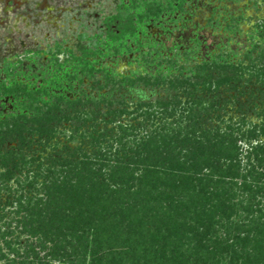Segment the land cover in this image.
<instances>
[{"label":"trees","instance_id":"1","mask_svg":"<svg viewBox=\"0 0 264 264\" xmlns=\"http://www.w3.org/2000/svg\"><path fill=\"white\" fill-rule=\"evenodd\" d=\"M187 2L120 0L75 48L4 61L0 264H264V19L210 58L148 51L154 74L103 61Z\"/></svg>","mask_w":264,"mask_h":264},{"label":"rangeland","instance_id":"2","mask_svg":"<svg viewBox=\"0 0 264 264\" xmlns=\"http://www.w3.org/2000/svg\"><path fill=\"white\" fill-rule=\"evenodd\" d=\"M113 2V0H35V2L27 0V3H22L13 11L6 13L3 11L5 2L0 1V15L6 18L4 23H0V67L3 65V59L7 57L10 59L11 55H16V59H24V61H27L26 58L44 61L49 52H55L57 42H64V46L75 48L78 32L86 33L87 36L95 33L91 20L87 19V22L83 19L86 24L82 27V23L80 25L78 21H70L75 11L83 6L89 11H99L102 15L110 10ZM211 4L221 5L220 8L224 7L225 9L219 8L223 13L235 12L237 15L240 12L246 13L245 16L239 17L240 23L248 30L247 33L253 25L264 19V0H188L185 9L190 14L189 25L199 24L198 19L201 17L204 20ZM178 13L175 15L177 18ZM168 19L165 18V21ZM210 41L211 39L208 42ZM58 57L64 61L67 54L61 51ZM123 66L126 67L125 64ZM92 82L85 79L83 88L95 91L96 89L92 88Z\"/></svg>","mask_w":264,"mask_h":264},{"label":"flooded vegetation","instance_id":"3","mask_svg":"<svg viewBox=\"0 0 264 264\" xmlns=\"http://www.w3.org/2000/svg\"><path fill=\"white\" fill-rule=\"evenodd\" d=\"M113 4L110 6V10L105 14H100L96 10H87L88 8L81 6L75 11V15H72L70 21H78L82 26L86 23L83 19L91 20V24L94 25L95 33L105 29L103 26L104 19L107 15L116 13L120 0H113ZM224 1V0H222ZM128 3V0H125ZM24 3H27L24 2ZM221 5L213 6L212 4L208 7V15L203 18L201 17L198 23H194V26L189 24L190 14L183 11H177L172 14L171 17L162 16V18H151L149 21L138 27V35L141 37V42H135L132 37H127V42L131 46V51H125L124 53L117 55L113 54L106 57L103 61L107 62L114 70L115 73L121 75H127L135 77V74H141L146 76L147 74H154L157 70L154 66L149 64L144 54L148 51L155 49V51H166L170 54L178 53V57L181 61L186 60V54L191 55V61H197L199 58H210L212 54L217 53L220 49H223L229 38H233V34L229 33L228 27L230 25H238V29L241 30V34H237L236 40L244 41L247 29L240 23L239 16L243 15L235 14V12H221ZM220 8V9H219ZM225 9V8H224ZM74 14V13H73ZM165 18H169L165 21ZM87 20V22H88ZM204 21V22H203ZM114 23V27H115ZM175 26V27H174ZM175 32V33H174ZM181 33L179 35V33ZM177 33V35H176ZM82 33H77V41L74 44L76 46L79 36ZM94 34V33H93ZM184 34V35H183ZM139 37V39H140ZM211 39L210 43L208 42ZM206 49V51L204 50ZM156 55V52H153ZM152 55V56H153ZM126 65L123 66V65ZM101 74H99L100 76ZM154 93V89L145 90L144 88L134 90V100L137 101L138 97L142 96L143 99L150 97ZM147 95V96H146Z\"/></svg>","mask_w":264,"mask_h":264},{"label":"crops","instance_id":"4","mask_svg":"<svg viewBox=\"0 0 264 264\" xmlns=\"http://www.w3.org/2000/svg\"><path fill=\"white\" fill-rule=\"evenodd\" d=\"M0 1H4L5 2L4 5H3V11H5L7 13L10 10L13 11L15 7H19L22 3L26 2L27 0H0ZM33 2H35V0H33ZM0 11H1V7H0ZM5 20H6V18L3 17L2 15H0V23H4ZM9 58L10 59H8V57L3 59L2 62L4 63V61L16 58V55H11V56H9Z\"/></svg>","mask_w":264,"mask_h":264}]
</instances>
